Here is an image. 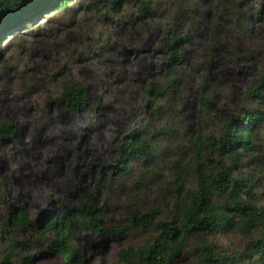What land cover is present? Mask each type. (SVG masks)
Masks as SVG:
<instances>
[{
	"label": "rangeland",
	"instance_id": "obj_1",
	"mask_svg": "<svg viewBox=\"0 0 264 264\" xmlns=\"http://www.w3.org/2000/svg\"><path fill=\"white\" fill-rule=\"evenodd\" d=\"M262 1L246 0L240 7L251 14ZM147 2L150 15L140 9ZM193 6L194 16L175 20ZM228 25L208 0H128L121 14H114L107 0H78L68 11L41 15L2 38L0 123L12 124L17 134L0 143V220L20 209L31 220L41 214L62 217L64 208L98 198L95 206H105L102 230L77 228L73 236L82 264H121L120 250L144 247L155 235L150 224L124 236L104 230L128 227L139 212L153 217L160 212L156 220H167L176 192L169 161L185 163L191 156L188 141L197 133L217 136L221 122L244 110L264 112V101L255 104L253 97L264 72V20L253 17L240 36ZM170 30L192 36L183 43L171 101L159 113H147L143 85L166 79L164 40ZM74 83L83 85L88 98L78 114H70L60 98L62 86ZM202 93L208 107L201 115ZM141 122L144 131L155 133V142L168 141L169 149L155 154L144 181L137 182L133 173L113 178L109 171L118 166L122 142ZM233 176L246 180L264 207V125ZM193 187L189 180L182 189ZM14 235L21 240L32 232L22 228ZM207 240L227 254L241 252L247 241L220 232ZM197 247L196 240L189 241L187 253L172 264H197ZM3 251L9 253L5 239ZM29 255L34 257L27 264H63L32 244L20 248L15 264Z\"/></svg>",
	"mask_w": 264,
	"mask_h": 264
},
{
	"label": "trees",
	"instance_id": "obj_2",
	"mask_svg": "<svg viewBox=\"0 0 264 264\" xmlns=\"http://www.w3.org/2000/svg\"><path fill=\"white\" fill-rule=\"evenodd\" d=\"M77 1L0 0V40L22 26L31 24L41 15L45 17L68 11L70 3ZM209 1L215 14L226 18L229 21L228 28L234 30L237 36L253 17L264 20V0L260 8L251 14L240 7L246 0ZM107 3L114 14H121L128 0H107ZM150 6L147 2L140 9H145V14L150 15ZM195 14L194 6L190 12L185 8L176 15L175 20H184ZM191 36L187 34L180 37L173 34L172 30L166 33V79L143 85L147 113H159L160 108L171 101L174 84L179 79L176 67L185 51L183 43ZM258 84L253 87V97L256 99L255 104L259 105L264 101L258 92L261 88L264 91V72ZM60 98L70 114L80 113L88 104L86 89L79 83L63 85ZM201 104L202 115L203 109L208 107L203 93ZM220 124L217 136L197 133L188 141L191 156L185 163L175 158L169 161V166L174 169L173 189L176 192L173 191L175 196L168 204L170 213L167 220H156L157 216H163L160 212H154L157 213L155 217L139 212L128 227L114 226L104 230L114 237L133 233L136 226L150 224L154 230L155 235L144 247H129L118 252L121 264H172L187 253L191 240L198 242V247L193 248L197 264H264V207L257 204L256 194L247 187L246 180L233 176V171L242 166L245 154L253 148L254 138L264 125V112L260 109L244 110L241 116ZM145 126L146 123L141 122L137 131L128 134L123 140L118 166H113L109 171L113 178H125L133 173L138 176L137 182L144 181V174L154 166L155 154L169 149L168 141L155 142V133L144 131ZM16 134L17 130L12 124L0 123V143L11 140ZM189 180L193 181L194 187L182 189ZM96 200L98 198L72 204L63 209L62 217L57 214L44 217L41 214L31 220L20 209L7 219L0 220V240L5 239L9 244V253H0V264H15V255L22 246L25 248L28 244L44 247L50 254L58 256L63 264H82L81 254L73 246V236L77 228H89L97 232L102 230L105 206L96 207ZM22 228L32 232V236L18 240L14 234ZM218 232L241 234L247 240L242 251L227 254L224 249L209 244L207 238ZM33 257L29 255L21 258L20 264L30 263Z\"/></svg>",
	"mask_w": 264,
	"mask_h": 264
}]
</instances>
